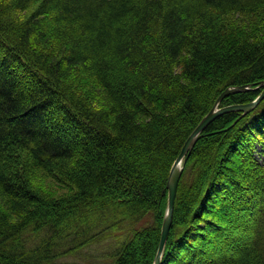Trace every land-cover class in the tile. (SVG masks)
Returning a JSON list of instances; mask_svg holds the SVG:
<instances>
[{
  "label": "trees",
  "instance_id": "trees-1",
  "mask_svg": "<svg viewBox=\"0 0 264 264\" xmlns=\"http://www.w3.org/2000/svg\"><path fill=\"white\" fill-rule=\"evenodd\" d=\"M263 80L264 0H0V264H56L121 226L110 263L153 264L186 138L225 88L250 85L220 106L246 103ZM258 151L264 98L207 125L160 264H264Z\"/></svg>",
  "mask_w": 264,
  "mask_h": 264
},
{
  "label": "water",
  "instance_id": "water-1",
  "mask_svg": "<svg viewBox=\"0 0 264 264\" xmlns=\"http://www.w3.org/2000/svg\"><path fill=\"white\" fill-rule=\"evenodd\" d=\"M260 87H262L260 94L250 102L240 103V104H228L225 106H220L219 103L225 96L231 93L248 90L250 88V85L249 84L234 85V86H229L225 88L218 95L212 108L200 120V122L196 125V127L192 130V132L186 138L177 158L173 162V165L170 169V172L167 178V184H166L167 186V208H166V212L163 218V222L161 226V233H160V240H159V244H158V248L155 254L153 264H160L161 262V256L163 253V249L167 241L170 227L172 224L175 199H176L179 180H180V177L183 171V163L185 162L186 158L190 154L198 136L203 132V130L207 127V125L220 114L228 112V111H233V110H240V111L247 112L251 110L253 107H255L264 98V80L261 81L256 86V88H260Z\"/></svg>",
  "mask_w": 264,
  "mask_h": 264
},
{
  "label": "rangeland",
  "instance_id": "rangeland-1",
  "mask_svg": "<svg viewBox=\"0 0 264 264\" xmlns=\"http://www.w3.org/2000/svg\"><path fill=\"white\" fill-rule=\"evenodd\" d=\"M22 156H23L22 161L25 163L28 157L27 153L26 152L23 153ZM256 157L259 160L260 164H264V157L262 154H260V151H258ZM24 166L26 169H30V167L26 165V163L23 164L22 168H24ZM31 173L34 174L32 178L34 180L33 182L41 186L42 188H45L47 190V193L52 197H60L67 195L70 191V187L66 186L67 185L66 183L58 182V180L48 176L46 173L42 171L37 170V171H32ZM230 208H233V206H231ZM230 211L232 212V209ZM126 231L127 228L121 226V230L117 231L118 232L117 235L115 236L110 235L109 238L107 237L102 241H97L91 244L90 246L84 247L83 249L79 250L80 252L79 251L77 253L73 252L63 257H60L59 259L56 260V264H111L110 262L112 258L108 257L107 255L113 249L115 242L117 243L118 239L124 237ZM242 233L243 232H239V235L241 236Z\"/></svg>",
  "mask_w": 264,
  "mask_h": 264
},
{
  "label": "bare ground",
  "instance_id": "bare-ground-1",
  "mask_svg": "<svg viewBox=\"0 0 264 264\" xmlns=\"http://www.w3.org/2000/svg\"><path fill=\"white\" fill-rule=\"evenodd\" d=\"M262 88V87H261ZM182 164V163H181ZM181 178V177H180Z\"/></svg>",
  "mask_w": 264,
  "mask_h": 264
}]
</instances>
